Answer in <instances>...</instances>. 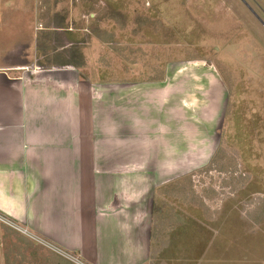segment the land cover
Instances as JSON below:
<instances>
[{"label": "rangeland", "instance_id": "1", "mask_svg": "<svg viewBox=\"0 0 264 264\" xmlns=\"http://www.w3.org/2000/svg\"><path fill=\"white\" fill-rule=\"evenodd\" d=\"M81 1L0 0V40L10 57L25 43L27 65L80 63L82 50H58L65 34L57 29L71 28L73 3L80 17L88 12ZM118 1L131 7L90 31L105 40L106 129L120 130L109 119L120 92L122 103L145 99L154 111L147 123L122 125L124 136L106 139L107 147L132 148L138 169L152 170L145 172L154 210L168 216L169 245H155L150 264H264V0ZM99 9L90 10L98 16ZM114 81L148 84L126 91ZM12 225L0 224V264H89Z\"/></svg>", "mask_w": 264, "mask_h": 264}, {"label": "crops", "instance_id": "2", "mask_svg": "<svg viewBox=\"0 0 264 264\" xmlns=\"http://www.w3.org/2000/svg\"><path fill=\"white\" fill-rule=\"evenodd\" d=\"M80 5L88 7L81 10L89 22L73 3L65 19L71 28L57 29L65 34L58 50H82L80 63L66 58L44 69L27 65L25 43L10 57L9 42L0 40V211L89 264H150L154 246L169 245L162 235L168 216L154 210L156 193L145 172L152 170L138 169L132 148L107 147L106 139L124 136L122 125L147 123L154 111H147L145 99L122 103L120 92L109 105V119L120 130L106 129L107 82L100 80L105 40L90 31L100 23L115 24L131 3L123 8L118 0H82ZM93 5L100 8L98 16ZM76 22L84 26L74 27ZM17 58L23 64H14ZM89 70L97 80L86 75ZM110 83L126 91L148 84ZM167 114L161 108L160 118Z\"/></svg>", "mask_w": 264, "mask_h": 264}, {"label": "built area", "instance_id": "3", "mask_svg": "<svg viewBox=\"0 0 264 264\" xmlns=\"http://www.w3.org/2000/svg\"><path fill=\"white\" fill-rule=\"evenodd\" d=\"M14 221L13 219H11V218H9V217H7L6 215H4L1 211H0V224H7V225H10V226H13L12 225V222ZM16 222V221H15ZM16 223H18V222H16ZM19 224V223H18ZM21 225V224H20ZM27 229V228H26ZM21 230H23L25 233H27V231L26 230H24V229H21Z\"/></svg>", "mask_w": 264, "mask_h": 264}]
</instances>
